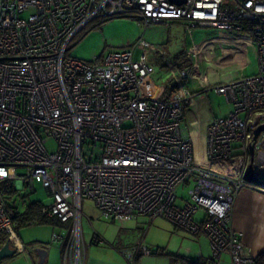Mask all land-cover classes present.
Masks as SVG:
<instances>
[{"label":"built area","instance_id":"1","mask_svg":"<svg viewBox=\"0 0 264 264\" xmlns=\"http://www.w3.org/2000/svg\"><path fill=\"white\" fill-rule=\"evenodd\" d=\"M127 16L145 27L184 21L189 35L198 26L250 35L255 72L203 88L224 96L229 107L207 123L204 163L183 131L200 94L183 84L166 100L141 94L140 81L153 73L149 43L141 38L129 50L92 61L67 54L94 22ZM179 77L203 79L196 63ZM260 127L264 0H0V232L18 253L24 251L18 192H34L39 179L50 197L42 214L67 226L51 237L64 243V264H84V199L112 223L161 218L175 230L204 236L214 264H225L223 256L229 264H252L231 215L241 189L264 191V129L253 139ZM50 139L55 152L45 147ZM249 168L256 183L246 178ZM186 183L189 197L179 198L177 189ZM143 237L123 252L132 264L151 254ZM101 242L93 234L92 243Z\"/></svg>","mask_w":264,"mask_h":264},{"label":"rangeland","instance_id":"2","mask_svg":"<svg viewBox=\"0 0 264 264\" xmlns=\"http://www.w3.org/2000/svg\"><path fill=\"white\" fill-rule=\"evenodd\" d=\"M186 24L187 22L184 21H167L145 27L142 20L133 16L96 21L71 42L67 54L75 59L92 61L95 57H102L113 51L129 50L142 38L154 50L148 52L153 62V73L140 81L141 94L148 99L166 100L170 93H173V88L188 84L187 81L180 79L179 71L185 68L187 62H189L187 65L191 63L188 59L191 44H197L208 37L218 35L220 31L232 32L198 26L192 28V34L189 35L185 30ZM254 70V64H249L247 73ZM203 92L207 95L206 99L212 117L224 116L228 112L229 107L224 96L216 94L213 90H203ZM45 147L49 152L56 151V144L51 139L47 141ZM190 189V184L181 185L177 189V196L188 199ZM18 193L20 212H24L31 202L42 204L50 202V197L41 187L39 179L34 180V192L23 190ZM180 202L181 199H178L177 203L180 204ZM81 210V243L85 249L89 250L88 243L92 241L93 234L102 241L97 245L101 248L112 247L117 240L115 237L121 238L122 244L126 246L133 239L126 238L119 233L121 225L102 219L92 201L84 199ZM201 215L202 212H199L196 218H200ZM138 222L139 228L142 229L141 233L145 234L142 243L152 253L151 256L144 257L141 264H181L183 256L180 253L184 246L180 247L181 241L176 236L184 237L186 236L184 232L175 230L169 222L161 218L153 220L150 224L147 219H140ZM53 232L58 233V228L53 229L47 225L36 224L19 228L18 237L21 243L26 247H32V264H38L36 249L40 246L48 248L49 245L56 244L51 241ZM141 233L134 243L139 240ZM1 235L4 233L0 232V237ZM136 235L137 233L135 238ZM18 257H21L20 262L24 260L22 255ZM6 262L7 259H4L1 264Z\"/></svg>","mask_w":264,"mask_h":264},{"label":"crops","instance_id":"3","mask_svg":"<svg viewBox=\"0 0 264 264\" xmlns=\"http://www.w3.org/2000/svg\"><path fill=\"white\" fill-rule=\"evenodd\" d=\"M189 52L190 56H188V59L191 63L186 68H190L193 63H196L199 73L203 77L202 81L196 79L186 80L188 83L187 87L191 92L200 94L188 108L183 123L184 134L192 140L196 152L197 141L200 140L198 147H200L201 143L204 146L207 123L214 118L209 110L207 95L203 92V88L206 85H214L225 79H236L252 75L256 70L255 49L247 32L220 31L218 35L208 37L200 43H192ZM191 52H195L196 57ZM249 64H254L255 68L251 73H247ZM173 93H170L167 99L171 98ZM140 219L145 220V218H138L121 225L119 228L121 235L129 239L133 238L127 246L122 244L119 237H115L117 240L113 243L114 246L112 245L110 248H101L97 246L99 243H92V241L88 243L89 250L85 249L83 245L85 251L84 264H132V261L124 258L123 252L131 248L139 237L140 230H142L139 228L138 221ZM231 226L241 235L243 247L250 255L255 257L264 252V191L250 188H243L239 191L232 209ZM58 230L60 232V229ZM18 232L19 230L17 229V234ZM184 234L187 237L176 236L181 241L180 247L184 246L182 253H180L183 256L181 264L212 258L210 243L206 237H194ZM4 237H6L5 234ZM21 244L24 251L21 253L16 252L13 256L6 258L7 262L5 264H32V247H26L23 243ZM2 246L3 244L0 245V248ZM39 248H43L46 251L43 264H64L62 254L64 243L56 242L55 245H49L48 248L46 246H40ZM18 255L23 256L24 260L22 262L19 261L21 257H18ZM151 255L152 253L149 256ZM144 257L148 256L139 254L134 262L141 264ZM222 260L225 264H229L228 257L223 256ZM36 262L39 264V257Z\"/></svg>","mask_w":264,"mask_h":264},{"label":"trees","instance_id":"4","mask_svg":"<svg viewBox=\"0 0 264 264\" xmlns=\"http://www.w3.org/2000/svg\"><path fill=\"white\" fill-rule=\"evenodd\" d=\"M187 63L184 66L185 68L190 65V64L187 65ZM172 91H175V88H173ZM41 205L42 204L40 202H31L26 206L24 212L19 214L16 218L18 222V230L21 227H26L32 224L47 225L52 227L53 229L54 228L61 229L67 227L66 225L60 223V221L56 220L55 218H49L48 216L42 214ZM6 240H7L6 237H4V235H1L0 245L4 244ZM187 264H214V261L212 260V258L209 260L199 259L194 262H188ZM252 264H264V252H261L257 256L253 257Z\"/></svg>","mask_w":264,"mask_h":264},{"label":"water","instance_id":"5","mask_svg":"<svg viewBox=\"0 0 264 264\" xmlns=\"http://www.w3.org/2000/svg\"><path fill=\"white\" fill-rule=\"evenodd\" d=\"M169 1L176 3V4H182V3H184L185 0H169ZM262 129H264V127H260L254 131V137H253L254 140L256 139L258 133ZM246 178L249 181L256 183V178L253 175L251 168L248 169V173L246 175ZM15 253H16V250L14 248H12L10 242L8 240H6L5 243L3 244V246L0 248V261L13 256ZM36 253L39 257V264H43L45 261V257H46V251L43 248H39V249H36Z\"/></svg>","mask_w":264,"mask_h":264},{"label":"bare ground","instance_id":"6","mask_svg":"<svg viewBox=\"0 0 264 264\" xmlns=\"http://www.w3.org/2000/svg\"><path fill=\"white\" fill-rule=\"evenodd\" d=\"M200 140L197 141V144H196V152H197V161L200 162V163H204L203 162V158H201V150H202V146L203 144L201 143L200 147H198V143H199Z\"/></svg>","mask_w":264,"mask_h":264}]
</instances>
